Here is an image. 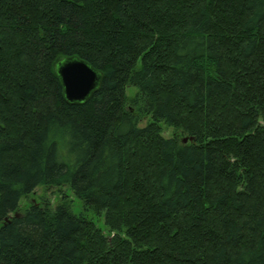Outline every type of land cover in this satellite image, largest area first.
<instances>
[{
  "label": "trees",
  "instance_id": "obj_1",
  "mask_svg": "<svg viewBox=\"0 0 264 264\" xmlns=\"http://www.w3.org/2000/svg\"><path fill=\"white\" fill-rule=\"evenodd\" d=\"M0 264H264V0H0Z\"/></svg>",
  "mask_w": 264,
  "mask_h": 264
},
{
  "label": "water",
  "instance_id": "obj_2",
  "mask_svg": "<svg viewBox=\"0 0 264 264\" xmlns=\"http://www.w3.org/2000/svg\"><path fill=\"white\" fill-rule=\"evenodd\" d=\"M59 77L64 86L66 98L71 102H83L98 87L101 74L88 62L78 57H69L57 65ZM193 140L185 137L184 142Z\"/></svg>",
  "mask_w": 264,
  "mask_h": 264
},
{
  "label": "rangeland",
  "instance_id": "obj_3",
  "mask_svg": "<svg viewBox=\"0 0 264 264\" xmlns=\"http://www.w3.org/2000/svg\"><path fill=\"white\" fill-rule=\"evenodd\" d=\"M145 122H143L144 124ZM172 134V129H166L165 135ZM39 204L42 206H50L56 208L59 204H65L69 209L76 214H84L89 219L93 220L99 227L107 230L105 216H99L92 210H87L82 199L77 197L70 185L62 186H38L34 192L30 193L21 200V208L25 210L31 204Z\"/></svg>",
  "mask_w": 264,
  "mask_h": 264
}]
</instances>
